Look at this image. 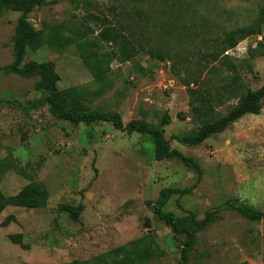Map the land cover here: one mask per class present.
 I'll list each match as a JSON object with an SVG mask.
<instances>
[{
	"label": "rangeland",
	"instance_id": "rangeland-1",
	"mask_svg": "<svg viewBox=\"0 0 264 264\" xmlns=\"http://www.w3.org/2000/svg\"><path fill=\"white\" fill-rule=\"evenodd\" d=\"M262 5L264 0H43L28 14L45 42L28 50L25 61H52L58 87L84 91L88 110L151 127L165 113L170 117L164 137L194 160L200 178L163 209L177 216L192 212L197 219L217 210L197 232L189 264H264V221L246 220L224 206L237 198L264 210V103L258 115L245 114L198 145L172 138L198 127L183 79L201 70L199 90L221 98V105L212 101L221 114L236 102L231 87L264 83V47H256L264 36ZM136 7L143 8L146 22L129 16ZM19 15L9 8L0 16V160L11 155L25 173L0 169V191L9 197L37 183L45 202L7 205L0 213V264H123L124 255L129 264H181L184 237L154 219L151 206L160 189L191 186L197 170L178 157L156 159L145 135L52 114L44 90L51 74L9 67ZM246 26L261 35L239 41L224 59V33ZM251 48L260 54L252 56ZM7 216L13 219L2 225ZM10 234H20L28 248L13 243Z\"/></svg>",
	"mask_w": 264,
	"mask_h": 264
},
{
	"label": "trees",
	"instance_id": "trees-1",
	"mask_svg": "<svg viewBox=\"0 0 264 264\" xmlns=\"http://www.w3.org/2000/svg\"><path fill=\"white\" fill-rule=\"evenodd\" d=\"M42 2L43 0H0V16L9 8L20 13L14 35L15 55L13 62L9 66L10 69L18 73H23L30 68L47 70L51 76L44 85V90L46 91L45 101L50 112L60 119L72 123H83L86 125L98 122L110 123L115 129L122 130L127 133L135 132L149 137L153 142L154 157L156 159L178 157L193 164L197 170L196 181L187 188L164 187L160 189L157 199L151 206L154 219L162 221L172 230L173 233L184 237L182 247L180 249V262L181 264H189L188 255L195 244L197 232L204 230L214 221L217 210H207L201 219H197L192 212H187L186 216H177L172 211H165L163 208L172 195L188 194L194 189L200 178V169L194 160H188V158L180 151L171 148L168 140L164 137L162 126L169 124L170 117L168 114L165 113L162 116L160 125L157 127H151L146 122L137 119L129 120L124 124L118 113L88 110L83 104L85 100L84 91L76 87L60 89L57 84L59 81V75L56 72V67L52 61H25L28 50L39 49L45 42L43 31L34 28L28 21V14L35 7L40 6ZM130 13L131 15L129 16L132 18H142L144 10L142 7H136ZM259 16L260 19L264 21V5H262L259 10ZM142 21L146 22L145 17L144 19L142 18ZM107 23L110 24L111 22L108 21ZM118 25L121 29H126L128 31L126 25H122L121 23ZM250 35H261V32L260 30H256L250 26L234 28L225 32L221 40L222 50L220 54L223 55L222 57H224V59H228V57L223 53L226 50L235 47L239 41ZM257 45L258 46L256 47H264V36H262V40L259 41ZM249 51L252 56L260 54L258 48H251ZM215 59H217V57H215ZM201 73L202 71L199 70L198 75L194 76L189 72V75L192 74L194 78L182 80L186 86L189 95V106L198 127L192 133L182 136H172V138L177 142L189 146L198 145L204 140L224 132L245 114L258 115L261 112L264 103V83L256 89H250L248 87H242V89H239L240 84H237L229 89L230 98L235 99L236 102L231 105L225 113L221 114L217 112L216 107L212 104V101L216 100L218 101L217 105H221V98H212V94L209 90H207V88L199 90ZM5 167H9L13 171L20 174L25 173V169L20 166L11 155L0 160V169ZM44 202V193L37 183H29L17 193L9 197H6L0 191V213L7 205L40 207L44 205ZM224 206L235 211L246 220L264 221V210L256 208L247 202L240 201L237 198L227 199L224 202ZM79 211L80 205L70 212L71 217L76 219ZM12 219V216H7L3 220L2 225L8 224ZM8 238L13 243L19 244L23 249L28 248V245L22 243L20 234H10ZM125 254H127V252H125ZM130 261H132V259L128 255L123 256V264H129Z\"/></svg>",
	"mask_w": 264,
	"mask_h": 264
}]
</instances>
